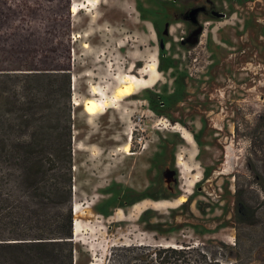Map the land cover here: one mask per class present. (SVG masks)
Masks as SVG:
<instances>
[{"label": "rangeland", "instance_id": "374dc122", "mask_svg": "<svg viewBox=\"0 0 264 264\" xmlns=\"http://www.w3.org/2000/svg\"><path fill=\"white\" fill-rule=\"evenodd\" d=\"M74 1L0 0V130L45 139L70 126L76 264H107L129 244H193L208 262H236L239 191L253 222L241 225L243 258L250 249L247 264H264V0H97L73 14ZM152 63V86L119 95ZM62 69L70 96L65 77L42 73ZM88 97L108 106L89 114ZM5 197L0 239L59 210L25 189Z\"/></svg>", "mask_w": 264, "mask_h": 264}, {"label": "trees", "instance_id": "16d2710c", "mask_svg": "<svg viewBox=\"0 0 264 264\" xmlns=\"http://www.w3.org/2000/svg\"><path fill=\"white\" fill-rule=\"evenodd\" d=\"M28 76L36 74L33 68ZM1 71V70H0ZM47 76H63L69 96L71 93L70 71H44ZM0 74H10L0 72ZM23 74V73H21ZM50 86L53 89L54 81ZM21 86H10L13 102L17 109L27 105ZM21 125V124H20ZM73 149L71 128L67 132L41 139L26 134L5 136L0 130V200L6 201V190L10 192L25 189L35 198L47 195L59 210L51 218L36 217L28 230L14 232L9 238H1L0 264H76L75 256L79 251L74 242L73 215ZM237 236L234 247L236 262H217L222 264H247L252 257L243 258L241 225H252L246 218L252 210L238 192ZM253 213H251V217ZM226 246V244H223ZM107 264H215L208 262L207 252L193 244L174 245L129 244L113 246Z\"/></svg>", "mask_w": 264, "mask_h": 264}, {"label": "bare ground", "instance_id": "6f19581e", "mask_svg": "<svg viewBox=\"0 0 264 264\" xmlns=\"http://www.w3.org/2000/svg\"><path fill=\"white\" fill-rule=\"evenodd\" d=\"M95 4H97V0H84V2L82 4L74 1L73 5H72V12H73V14H75L78 12V10L80 8L86 7V6L88 8L89 7L94 8ZM143 72H144V74H142L140 76L132 74V73L128 74L123 80L124 85L118 89L119 95H124L125 97L132 96L133 94H136L139 90L152 86L157 79L156 78V75H157L156 72L157 71H156L155 64L152 63L151 65H149V70L146 68ZM92 93H94V94L100 93L97 86H92ZM121 97H118V98H121ZM84 106H85V110L89 114L95 115L99 111H101L100 109L103 106H108V102L106 99L103 102H101L96 97H88V98H85V100H84ZM182 133H183V137L188 142L193 141L192 136L188 131H183ZM130 145H131L130 142H127L124 145V149L128 153H130ZM179 162L182 163L180 160H179ZM183 201H185L184 196L180 198V202H183ZM141 204L142 203L136 204L135 208H137ZM152 204L156 207H161V206L166 205V202L154 201ZM79 212H80V206L78 204H76L74 213L78 214ZM81 230H82V225L80 223V220L78 218H76L75 223H74V236L79 235Z\"/></svg>", "mask_w": 264, "mask_h": 264}, {"label": "water", "instance_id": "95a60500", "mask_svg": "<svg viewBox=\"0 0 264 264\" xmlns=\"http://www.w3.org/2000/svg\"><path fill=\"white\" fill-rule=\"evenodd\" d=\"M74 208H75V206H74ZM73 227H74V222H73Z\"/></svg>", "mask_w": 264, "mask_h": 264}]
</instances>
